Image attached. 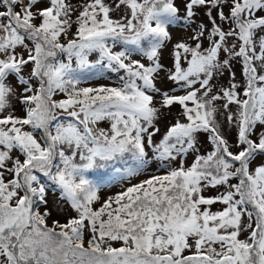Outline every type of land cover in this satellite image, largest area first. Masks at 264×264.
Returning <instances> with one entry per match:
<instances>
[{
	"label": "snow or ice",
	"instance_id": "1",
	"mask_svg": "<svg viewBox=\"0 0 264 264\" xmlns=\"http://www.w3.org/2000/svg\"><path fill=\"white\" fill-rule=\"evenodd\" d=\"M181 3L0 0V264H264V0Z\"/></svg>",
	"mask_w": 264,
	"mask_h": 264
},
{
	"label": "rangeland",
	"instance_id": "2",
	"mask_svg": "<svg viewBox=\"0 0 264 264\" xmlns=\"http://www.w3.org/2000/svg\"><path fill=\"white\" fill-rule=\"evenodd\" d=\"M73 2L75 3L76 0H73ZM178 4L181 5V12L183 13V7H182V3H181V0H177ZM174 35L175 36H179L180 35V32H174ZM164 62L167 64L169 61H168V52L165 51L164 53ZM237 70H238V66H237ZM238 75H239V72H238ZM115 77L112 78V80L114 81ZM95 83L96 82H90V84L92 86H95ZM99 83H110V81L108 80H102V81H99ZM163 86V85H162ZM104 126V125H102ZM144 177H140V179H143ZM133 182H137L136 180H133ZM120 190V185L119 184H112L110 187H106L105 190H104V195H111L117 191ZM212 194V193H210Z\"/></svg>",
	"mask_w": 264,
	"mask_h": 264
},
{
	"label": "trees",
	"instance_id": "3",
	"mask_svg": "<svg viewBox=\"0 0 264 264\" xmlns=\"http://www.w3.org/2000/svg\"><path fill=\"white\" fill-rule=\"evenodd\" d=\"M108 175L107 174H105L102 178H105V177H107Z\"/></svg>",
	"mask_w": 264,
	"mask_h": 264
}]
</instances>
